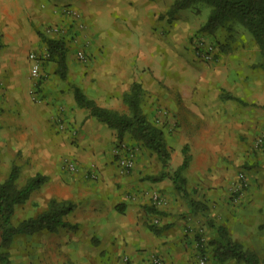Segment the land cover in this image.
Returning <instances> with one entry per match:
<instances>
[{
  "label": "crops",
  "instance_id": "crops-1",
  "mask_svg": "<svg viewBox=\"0 0 264 264\" xmlns=\"http://www.w3.org/2000/svg\"><path fill=\"white\" fill-rule=\"evenodd\" d=\"M174 1L0 0V182L14 167L18 187L38 175L46 179L16 206L13 222L36 217L52 200L75 204L55 231L17 235L8 248V264H150L153 256L164 264H196L195 227H206L211 242L218 238V226L240 243L264 234V228L259 231L264 175L258 172L240 199L220 204L223 213L216 220L209 223L207 212L196 219L198 212L190 208V188L208 184L210 166L216 178L225 172L228 183L241 161L250 158L264 121V89L233 65L223 68L230 74L226 83L214 82L206 92L202 80L192 92L183 56L208 20L194 16V6L170 15ZM45 25L62 29L65 78L50 59L42 63L43 77L32 78L29 54L43 47ZM78 50L84 51L85 62L76 57ZM134 83L157 105H172L176 119L190 122L188 137L201 138L188 148L191 160L183 173L188 196L171 177L148 179L162 171V163H154L129 133L120 138L116 128L75 98L79 87L99 106L128 113L125 95ZM134 146L140 148L137 162L127 173L122 161ZM183 148L171 153L174 170L183 162ZM67 159L78 165L76 171L65 165ZM155 194L162 197L156 207ZM19 209L26 216L18 222ZM213 246L207 248V264H240L218 262Z\"/></svg>",
  "mask_w": 264,
  "mask_h": 264
},
{
  "label": "trees",
  "instance_id": "trees-1",
  "mask_svg": "<svg viewBox=\"0 0 264 264\" xmlns=\"http://www.w3.org/2000/svg\"><path fill=\"white\" fill-rule=\"evenodd\" d=\"M198 1L206 2L211 6L208 21L202 28L203 31L215 32L221 28H231L233 24H240L248 30L259 47L262 57L259 67L264 72V0H175L169 14L174 15L178 10L191 7ZM43 41L52 59L58 65L57 71L62 78H65L68 69L66 42L63 37L50 38L47 36H43ZM74 93L81 106L88 108L92 115L106 122L110 127L116 128L120 138L129 133L133 140L141 142L144 147L156 154L157 159L162 163V171L157 175L149 176L148 179L161 180L171 177L176 189L184 196L189 195L186 187L187 180L183 175L190 163L189 149L183 148L182 164L174 171L168 170L171 149L167 144L164 129L150 120L143 112L144 91L140 84L134 83L130 92L125 95V102L129 107L128 113H120L99 106L79 87H75ZM16 179L17 168L14 167L8 179L0 182V264H8V248L17 235L32 234L40 230L55 231L59 225L65 224L64 216L75 207L72 201L52 200L48 210L36 217L25 218L16 224L13 222L16 206L24 203L30 192L46 180L38 175L31 178L25 186L18 187ZM188 201L193 212L205 213L209 209V206L201 200L188 198ZM151 209L156 210L153 207ZM217 229L218 238L211 244L214 245V258L218 262L234 259L240 264H261L259 254L246 249L242 243L232 239L227 228L218 226Z\"/></svg>",
  "mask_w": 264,
  "mask_h": 264
},
{
  "label": "rangeland",
  "instance_id": "rangeland-1",
  "mask_svg": "<svg viewBox=\"0 0 264 264\" xmlns=\"http://www.w3.org/2000/svg\"><path fill=\"white\" fill-rule=\"evenodd\" d=\"M191 7H193L191 9L193 10L192 12L195 13V14L193 13L194 16H197V18L201 20H208V17L211 12V6L208 3L203 1H198L194 3ZM51 26L53 25H47V26L45 25L43 29L40 30L41 34L43 36H47L50 38L62 37L60 36V33L52 32ZM203 26L204 25H202V27L199 29L198 36L195 33L194 37L190 39L191 46L187 48V53H186L187 56H183L184 58L188 59L187 61L188 65H186V71H185L187 73H185L184 76H186V79L191 83V91L192 92L194 90L196 91L197 89L196 86H198L196 84L202 82V80H204V82L208 85V87L205 88L206 92L208 91L209 88H212V84L214 82L226 83L230 74L225 75L226 72L223 74V68H228V67L230 68L233 65L236 66L237 68H242V70H245V72L249 73L248 76H251L254 80L258 81L259 86H261V88L264 89V72L259 67V63L262 60V57L258 45L255 43L252 35L248 32V30L242 27L240 24H233L231 25V28L230 27L221 28L216 30L215 32H208L202 30ZM43 43H44L43 47L39 49V52H35V53L38 54L39 56H43V55L47 56L44 60L50 59L54 61V59H52V56L50 54V51L46 43L45 42ZM197 45L214 46L215 49L214 51L217 54L216 62L212 63V61L208 62L198 58L195 52ZM82 52L84 53L83 50H78V52L76 53L77 55L76 57L78 58V60L80 61L84 60L85 62L87 58L80 59L79 57V54ZM216 66H218L217 67L218 72L215 70ZM221 88L223 87L221 86ZM168 94L170 96H173L172 91H170ZM223 94H225V90ZM145 95L146 94H144V96ZM175 95L178 97L183 96L182 94L180 96L178 93H176ZM150 97L151 96L143 97L142 109H144L146 115L149 116L153 122H155L158 126H160L166 131L167 136L165 138L167 144H169L168 145L169 148H171L172 154L175 150L179 151L180 150L179 148H183V147L189 148L190 145L194 146L196 142H198L201 139L200 137L198 138L188 137V135L190 134L189 132H191L188 130L190 122H188L187 120L182 121L176 119V116H173V112L171 108L172 105H168L167 103L164 104L159 103L157 105L156 102H152L153 100ZM162 99L164 98L162 97ZM196 123L200 125L203 124L204 122L203 123L196 122ZM261 123L262 126L260 129V133L256 136V138L253 140L251 145L252 148H251L250 158H246L241 161L242 163L239 164L238 170L232 172L234 175L231 177L228 183L225 182L226 180H228V178H226L225 172L221 171L220 177L216 178L214 177L216 171L213 169L212 166H210L208 172L210 174V177H208L206 180L208 184L206 185L204 184V187H201L199 186V184H197L198 186L196 188L194 185L192 186V188H190V191H193L191 192L193 199L200 198L197 200H201L208 204L209 209L207 210L206 217L209 223L216 220V218L223 213L222 211L223 208L220 206V204L225 205V200L227 201L228 200L233 201L234 199L238 200L240 199V197H242L244 193H246V191L249 189V186L251 184V180H253V177H256L255 175L256 172L264 175V121H262ZM139 149L140 148L134 146L128 150V152H132L134 155V166L129 170L126 169L127 173L131 172L134 169L135 163L137 162V157H138L137 155L139 154ZM148 153L150 154L151 158L153 157L152 160H154L153 161L154 163L158 161L156 155H154L151 151H149ZM172 157L173 156H171L169 167L171 171H174L173 163L175 160H173ZM196 176H197V172H193L191 178L194 179L195 181L197 179L195 178ZM216 181L217 183L220 184L215 185L214 183ZM201 188L205 190V193L203 190H201ZM218 189H220V193L217 192ZM200 194L203 195L199 196ZM153 205L155 207L157 206L156 204ZM24 216H26V214L21 209L19 212H17L16 221L19 222L20 219H22ZM195 216H198L195 217L196 219H201L204 217V215H201L199 213ZM200 221L201 220H199V222ZM195 228L197 229L195 230L193 236L196 241L195 242V250H196L195 255L197 259L196 264H200L198 261V251L201 250L199 248L202 249L201 253L205 254L204 255L206 256L205 264H207L209 260V255H208L209 250H207V248H209V246L212 243L211 242L212 237H210V232H207L206 227H204L203 225L202 226L200 225ZM262 229L263 228L259 227V231H262ZM210 231L212 232L211 229ZM237 233L240 234L239 231H237ZM20 242L21 244L23 242L27 243V241H24V239H21ZM197 243L199 244V248H197ZM242 244L246 249L257 252L260 256L261 264H264V234H262L258 239L256 238L252 240L250 239L248 240V242H244ZM250 245L254 246V248L249 249L248 247H251ZM154 258H160V257L153 256L150 260V264H154L153 263Z\"/></svg>",
  "mask_w": 264,
  "mask_h": 264
},
{
  "label": "built area",
  "instance_id": "built-area-1",
  "mask_svg": "<svg viewBox=\"0 0 264 264\" xmlns=\"http://www.w3.org/2000/svg\"><path fill=\"white\" fill-rule=\"evenodd\" d=\"M68 13L75 14L72 11H68ZM61 30H62L61 27H59L58 25L57 26L56 25L51 26V31L54 33H61L62 32ZM214 50H215L214 46H212V45H197L195 52H196V55L198 58L210 62V61L214 60V56H215ZM46 57L47 56H45V55L39 56L35 52H32L29 54V58L32 60L31 75H32V78H34L37 81L43 77L42 63ZM79 57H80V59H86V55L83 52L79 54ZM122 164H123L124 169H127V170L131 169L134 166V155L132 152L127 151L125 157L123 158ZM65 165L70 170H73V171H76L78 169V165L69 159H67L65 161ZM161 198L162 197L160 194H155L154 198H153L154 204L158 205L159 204L158 202H160ZM197 248H199L198 243H197ZM199 249L201 251H198V261L200 264H205L206 256H204L205 255L204 253H201L202 249L201 248H199ZM153 263L154 264H163V261L161 258H154Z\"/></svg>",
  "mask_w": 264,
  "mask_h": 264
}]
</instances>
